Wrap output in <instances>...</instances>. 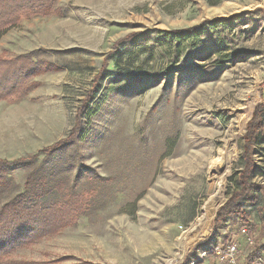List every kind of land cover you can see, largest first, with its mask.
Masks as SVG:
<instances>
[{
    "label": "rangeland",
    "instance_id": "obj_1",
    "mask_svg": "<svg viewBox=\"0 0 264 264\" xmlns=\"http://www.w3.org/2000/svg\"><path fill=\"white\" fill-rule=\"evenodd\" d=\"M55 7L64 15L22 18L0 32V57L37 50L52 65L21 99L0 100V158L35 155L10 173L14 185L1 201L39 167L43 205L84 193L89 206L76 224L9 256L199 264L237 239L242 264L264 242L259 203L241 200L250 225L239 230L214 219L236 189L247 123L264 103V0H57ZM184 29L193 30L171 32ZM77 123L76 135L44 158L41 150ZM252 159L264 168L258 153ZM251 181L264 184L260 175Z\"/></svg>",
    "mask_w": 264,
    "mask_h": 264
},
{
    "label": "trees",
    "instance_id": "obj_2",
    "mask_svg": "<svg viewBox=\"0 0 264 264\" xmlns=\"http://www.w3.org/2000/svg\"><path fill=\"white\" fill-rule=\"evenodd\" d=\"M57 0H0V32L14 26L22 18L31 16H47L50 14L64 13L55 7ZM218 20L217 18L214 19ZM199 27H193L198 29ZM193 29L173 30L172 33L188 32ZM136 34L128 36V39ZM37 50L18 54L13 57H0V100L13 102L27 94L35 83L33 76L52 68L51 63L37 58ZM112 56V55H111ZM106 69L102 70V74ZM109 72V71H108ZM91 95L89 96V98ZM71 129L69 137L55 142L43 150L47 158L49 153L70 141L79 130V123ZM262 144L259 152H255V145ZM258 153L264 160V103L256 105L247 123L243 136L242 169L238 172L236 189L227 197L225 203L220 206L215 215L214 223L229 219L231 226L240 229L242 225H250L249 213L241 204L245 200L248 204L259 203V217L264 230V184L252 182V176L260 175L264 178V168L257 167L252 155ZM30 159V160H28ZM35 155L21 157L15 160L0 158V264H90L87 261H72L71 257L60 256L48 260L14 259L9 252L16 248H28L36 242L61 232L68 226L76 224L78 218L83 215L89 206L84 193L69 194L64 199L49 205H43L41 197L46 178L36 171L27 174L23 189L15 192L6 200L1 201L5 191L14 185L10 173L23 168ZM43 159L40 167L46 163ZM245 241V240H244ZM246 242V241H245ZM264 249V242L256 243L253 252L245 259H251Z\"/></svg>",
    "mask_w": 264,
    "mask_h": 264
},
{
    "label": "built area",
    "instance_id": "obj_3",
    "mask_svg": "<svg viewBox=\"0 0 264 264\" xmlns=\"http://www.w3.org/2000/svg\"><path fill=\"white\" fill-rule=\"evenodd\" d=\"M240 236L243 237L248 245H253V240L251 237L247 234V231L245 228H242L240 230ZM239 245L240 241L230 240L225 245H216L213 248L212 253L214 254L217 259L223 263L226 264H238L239 257L242 256V254L239 251ZM245 264H264V249L253 256L251 259L247 260Z\"/></svg>",
    "mask_w": 264,
    "mask_h": 264
},
{
    "label": "crops",
    "instance_id": "obj_4",
    "mask_svg": "<svg viewBox=\"0 0 264 264\" xmlns=\"http://www.w3.org/2000/svg\"><path fill=\"white\" fill-rule=\"evenodd\" d=\"M205 246V245H204ZM208 248H204V249H202V252L200 253V255H199V257L200 258H203V257H205L206 255H205V251L207 250ZM238 262H240V260L238 261ZM199 264H226V263H223V262H221V261H219L218 259H217V257H215V256H206V258H205V260L204 261H202V262H198ZM242 264H245V261H243V263Z\"/></svg>",
    "mask_w": 264,
    "mask_h": 264
},
{
    "label": "bare ground",
    "instance_id": "obj_5",
    "mask_svg": "<svg viewBox=\"0 0 264 264\" xmlns=\"http://www.w3.org/2000/svg\"><path fill=\"white\" fill-rule=\"evenodd\" d=\"M205 219H206V216L203 215L202 218L199 219V221H197V223L200 224V223H202V220H203V222H204ZM206 221H207V220H206ZM206 221H205V222H206ZM201 227H203V226H201ZM204 229H205V228H204ZM203 232H204V230H203Z\"/></svg>",
    "mask_w": 264,
    "mask_h": 264
}]
</instances>
